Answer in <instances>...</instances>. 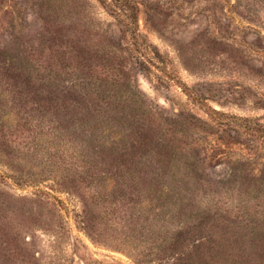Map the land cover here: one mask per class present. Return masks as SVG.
<instances>
[{
    "label": "rangeland",
    "instance_id": "rangeland-1",
    "mask_svg": "<svg viewBox=\"0 0 264 264\" xmlns=\"http://www.w3.org/2000/svg\"><path fill=\"white\" fill-rule=\"evenodd\" d=\"M0 264H264V0H0Z\"/></svg>",
    "mask_w": 264,
    "mask_h": 264
},
{
    "label": "trees",
    "instance_id": "trees-1",
    "mask_svg": "<svg viewBox=\"0 0 264 264\" xmlns=\"http://www.w3.org/2000/svg\"><path fill=\"white\" fill-rule=\"evenodd\" d=\"M3 12L5 13V14H9L10 13V11L7 9V8H3ZM85 89H87V88H85ZM87 92V91H86ZM88 93L90 94V92H89V90H88ZM255 130H258L257 128H255ZM94 176H92L91 178H93Z\"/></svg>",
    "mask_w": 264,
    "mask_h": 264
}]
</instances>
